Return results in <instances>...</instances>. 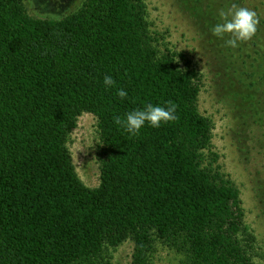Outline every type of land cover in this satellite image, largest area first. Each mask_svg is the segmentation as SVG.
I'll list each match as a JSON object with an SVG mask.
<instances>
[{"label":"trees","instance_id":"trees-1","mask_svg":"<svg viewBox=\"0 0 264 264\" xmlns=\"http://www.w3.org/2000/svg\"><path fill=\"white\" fill-rule=\"evenodd\" d=\"M24 1L0 0V264H112L127 241L131 264H150L158 247L180 264H256L240 191L199 110L202 75L152 30L144 0H77L33 15ZM217 11L208 8L214 23ZM225 38L214 37L215 84L242 124L239 111L257 116L264 96V53L257 65L232 67ZM166 102L177 119L159 128L132 136L115 123ZM83 113L100 140L94 188L67 147ZM254 194L264 215V177Z\"/></svg>","mask_w":264,"mask_h":264},{"label":"rangeland","instance_id":"rangeland-1","mask_svg":"<svg viewBox=\"0 0 264 264\" xmlns=\"http://www.w3.org/2000/svg\"><path fill=\"white\" fill-rule=\"evenodd\" d=\"M77 0H25L27 12L33 15L36 11L66 8ZM148 13V20L154 31L164 34L168 47L176 53L182 54L191 62L194 69L202 75V88L198 97L200 112L211 119L212 151L219 156L218 163L227 173L240 191L244 221L256 239V264H264V215L254 194V180L264 177V96L261 95L258 114L255 117L244 111L243 117L234 119L225 100L215 84L213 64L214 36L210 26L215 24L208 15V8L220 9V3L227 7L236 3L257 13V27L264 29V0H144ZM215 2L214 4H212ZM219 22V19H216ZM257 31V30H256ZM225 39H228L225 36ZM257 32L247 41L227 52L232 61V67L238 68L245 64H258L259 53H264V42L256 41ZM256 42L258 47H254ZM241 50H240V48ZM250 55L249 56H247ZM252 57V58H251ZM256 60V62H253ZM248 67V66H247ZM217 69V67H216ZM249 69V68H247ZM246 69V70H247ZM245 70V71H246ZM239 76V77H238ZM243 78V73L238 74ZM256 78V77H255ZM262 104V105H261ZM244 110V109H243ZM246 114V116H244ZM100 140L93 115L83 113L71 131L67 147L75 166V171L81 182L89 188L99 184V169L97 152ZM133 244L127 241L112 251V264H131ZM181 257L167 249L158 247L153 254L150 264H180Z\"/></svg>","mask_w":264,"mask_h":264},{"label":"clouds","instance_id":"clouds-1","mask_svg":"<svg viewBox=\"0 0 264 264\" xmlns=\"http://www.w3.org/2000/svg\"><path fill=\"white\" fill-rule=\"evenodd\" d=\"M217 16L219 22L211 25L209 30L211 35L217 39L228 37V39H224L225 47H238L240 43L249 40L257 30V13L236 3L218 9ZM114 83L111 75L104 76L105 88L112 87ZM116 94L120 98L127 96L124 89H117ZM176 119L175 104L166 102L165 106H160L149 103L141 109L128 112L124 118L117 117L115 123L121 125L129 135L135 136L146 124L153 128H159L162 124Z\"/></svg>","mask_w":264,"mask_h":264}]
</instances>
